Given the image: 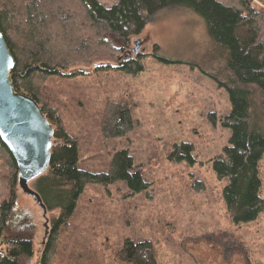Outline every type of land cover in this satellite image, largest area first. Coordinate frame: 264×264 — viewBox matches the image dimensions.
<instances>
[{"label":"rangeland","instance_id":"rangeland-1","mask_svg":"<svg viewBox=\"0 0 264 264\" xmlns=\"http://www.w3.org/2000/svg\"><path fill=\"white\" fill-rule=\"evenodd\" d=\"M98 1L111 7L119 0ZM21 2H15L18 10ZM63 3L80 24L77 1ZM50 33L58 39V28ZM136 39L142 40L140 52L147 56L145 70L136 76L96 71L98 61H91L35 80L42 101L57 108L64 128L78 141L82 169L106 171L113 154L128 149L151 183L135 195L122 183L87 185L60 232L51 264H264V212L252 223H233L223 196L227 181L219 180L208 162L229 145L231 131L222 120L231 102L211 77L223 63L204 21L186 8H168L151 17ZM72 71L84 74L63 75ZM119 102L130 108L135 128L124 137L107 138V109ZM185 142L194 145L195 165L170 159L175 145ZM260 175L264 199V158ZM12 176L9 156L0 150V205L16 194L17 213L29 216L34 225L31 233L12 226L14 233L32 234L34 254L23 264H41L59 210L44 213L18 182L12 186ZM196 183L202 188L196 189ZM30 187L34 189L33 182ZM128 240L142 244L134 258L125 250Z\"/></svg>","mask_w":264,"mask_h":264},{"label":"trees","instance_id":"trees-1","mask_svg":"<svg viewBox=\"0 0 264 264\" xmlns=\"http://www.w3.org/2000/svg\"><path fill=\"white\" fill-rule=\"evenodd\" d=\"M62 1L22 0V8L18 10L16 0H0V28L15 58L10 74L12 84L17 92L32 97L56 127L50 165L33 181L46 209L59 210V215L53 218L41 264H51L60 232L75 213L87 185L122 183L130 195H135L148 190L151 183L137 169L128 149L116 151L106 171L82 169L78 141L64 128L57 108L42 101L35 80L62 75L61 70L91 61L119 63L116 67L97 68L94 64L96 71L140 74L145 70L147 56L139 52L126 55V61L120 62L119 55L131 51V45L143 33L149 19L168 8H186L198 15L222 58L221 71L211 77L229 94L231 110L222 120V126L231 131V137L223 152L208 162L218 179L227 181L223 196L232 222L241 225L258 220L264 212L260 175L264 158V0H119L111 7L98 0H76L83 14L80 24ZM15 16L20 19L18 23ZM52 27L59 29L57 40L50 33ZM85 31L88 34L80 37ZM157 59L169 63L164 58ZM79 74L84 73L72 71L63 75ZM134 128L130 108L120 102L108 107L103 123L107 138L124 137ZM0 150L9 156L12 186H15L16 182L19 184V167L1 137ZM195 153L194 145L185 142L175 145L170 159L195 165L199 162ZM194 187L200 189L202 185L196 183ZM16 205V194L0 205V264H23L34 254L32 234L12 230L15 224L18 229L34 231L32 219L17 213ZM139 245L142 244L126 242L129 258L136 256Z\"/></svg>","mask_w":264,"mask_h":264},{"label":"water","instance_id":"water-1","mask_svg":"<svg viewBox=\"0 0 264 264\" xmlns=\"http://www.w3.org/2000/svg\"><path fill=\"white\" fill-rule=\"evenodd\" d=\"M142 46V40L136 39L125 56L139 54ZM98 66L116 67L112 63L96 64L95 68ZM14 67L15 58L0 28V137L18 164L21 190L47 213L30 182L44 174L50 165L54 128L32 97L15 90L10 76Z\"/></svg>","mask_w":264,"mask_h":264}]
</instances>
